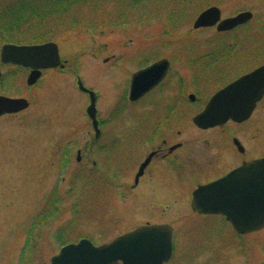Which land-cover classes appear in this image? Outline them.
Here are the masks:
<instances>
[{
  "label": "rangeland",
  "instance_id": "1",
  "mask_svg": "<svg viewBox=\"0 0 264 264\" xmlns=\"http://www.w3.org/2000/svg\"><path fill=\"white\" fill-rule=\"evenodd\" d=\"M179 3L113 0L97 8H75L72 15L77 19L119 22L124 16L125 24L97 25L94 31L85 29L87 24H79L62 30L51 42L58 45L61 63H67L66 67L46 71L43 76L42 70V79L30 87L27 71L3 68L0 95L24 98L29 107L17 115L0 118V264H50L51 258L69 244L90 238L98 243L111 241L146 222H169L183 228L178 230L179 250L170 264H262L264 232L248 237L250 248L242 254L239 245L227 244L229 235L222 229V220L193 216L191 193L199 183L213 177L209 148H197L202 147L209 132H200L192 116L208 99L204 95L212 90V75L220 76L223 71L230 74L245 67L240 64V52H261L263 61L258 64L264 63V0H192V4L184 2L187 5L182 7ZM211 7L221 10L222 20L246 11L254 18L225 34L216 28L194 29L198 17ZM259 37L263 46L257 42L255 49ZM145 52L159 56L181 53L185 83L200 90V100L187 104L183 122H154L146 130L134 123L138 133L181 131V136L174 137L184 143L180 152L185 157L197 155L198 159L195 166L187 165L180 173L163 171L162 177L159 172L162 181L178 179V188L156 187L146 197L142 196V186L131 188V169L121 177L129 185L97 188L94 181H84L85 177L96 181L95 175L86 172L98 160L94 153L83 156L81 165L86 171L77 163V147L72 151L69 169H64L67 161L63 159L70 131L75 133V140L85 138L87 143L92 138L86 114L90 101L78 91V76L87 88L101 95L96 105L99 111L106 117L114 114L115 119L126 123L128 119L123 116L147 109L142 103L134 108L122 98ZM107 58L110 60L106 63ZM196 73L207 76L193 82ZM161 112L163 105L158 101L150 113L138 114L153 120ZM109 121L111 124L115 120ZM260 136L264 140V123Z\"/></svg>",
  "mask_w": 264,
  "mask_h": 264
},
{
  "label": "flooded vegetation",
  "instance_id": "2",
  "mask_svg": "<svg viewBox=\"0 0 264 264\" xmlns=\"http://www.w3.org/2000/svg\"><path fill=\"white\" fill-rule=\"evenodd\" d=\"M242 26L236 27L234 30L241 28ZM212 28H218L216 25ZM232 30V31H234ZM228 31V32H232ZM228 32H221L220 34H225ZM257 42L263 46L262 37L257 38ZM258 48V45L255 49ZM1 49V47H0ZM261 49V48H260ZM248 52V53H245ZM179 52H172L170 55H153L152 53L145 52L143 55V59L138 60L139 69L135 71L131 79L129 81L128 90L125 91L122 98L126 104L132 105L134 108L139 107L142 103L147 106V109L143 111H136L134 114H128L126 117L128 121H121L122 119H115L116 116L114 114L108 115L102 111H99L97 108V122H98V130L96 131L93 125L92 120L89 118L86 110L87 117L89 122L92 125V132L89 134L92 136L91 140L85 143V138L80 140L72 139L74 132H69L67 135V167L69 169L71 166L72 160V151L77 147L76 155H77V163L79 165L83 164V156L86 154L96 155L98 160L92 162V166L89 170H85V166L82 168L87 173H92V175L96 176V181L93 178L88 179L84 178L85 182H95L97 188L106 186L110 188H119L125 187L128 183L126 180L122 179L123 175L132 170L134 173V181L131 186L132 189H137L138 187H143L141 190L142 196H148L153 189L157 187V189L165 186H170L171 188H178V179H168L169 181H162L161 176L163 177V173H180L182 170L187 167V165H194L197 159V155L192 154L191 156H184L182 152H180L184 143L181 141H177L174 137L181 136V131H176V133H168V132H146L138 133L137 127H135L134 123H137L140 127L145 130L150 127V123L162 124V122L167 125L168 123H181L185 118V108L187 104H195L200 98V90L196 89L195 85L188 86L185 83V77L183 70L180 69V61ZM241 57L240 64H245V67L241 66L238 72L225 74L226 71L220 76L212 75L210 81L212 85V90L209 94L204 95V97L208 98L202 109L199 110L195 115L202 112L207 103L211 100V98L220 90L237 81L238 79L249 75L256 69L264 66V63H260L263 61V55L261 52L245 50L244 52L239 53ZM252 57H248L251 56ZM136 59V57H134ZM212 58V54H211ZM110 59H105L104 62H108ZM167 60L168 62V70L164 76V78L157 84L152 90L144 94L141 98L132 101L130 99L131 93V84L134 75L144 69H148L152 67L154 64ZM67 63L65 64L66 67ZM12 67L13 70H21L27 71L28 76L31 74L32 70L30 68H23L21 66H17L14 64H4L0 62V70L1 75H3V68ZM64 67V68H65ZM253 67L252 69H250ZM64 68H58L63 70ZM68 69V68H67ZM250 69V70H249ZM55 70V69H45L42 71V76L46 71ZM239 74V75H236ZM12 75V74H11ZM236 75V76H235ZM38 80V82L42 79ZM201 76V78H200ZM199 76L198 73L192 76L193 82H201V80L205 79L207 74L203 73ZM204 77V78H203ZM2 79V76L1 78ZM80 77L78 76V82ZM1 81V80H0ZM37 82V83H38ZM36 83V84H37ZM29 86V85H28ZM30 87V86H29ZM87 88V87H86ZM89 89V88H88ZM91 91L92 89H89ZM78 91L88 97V100L91 102V95L89 91H82L78 86ZM97 102L101 99V95L96 93ZM191 96H194L195 99L192 100ZM158 101L162 102L163 112L160 113L158 117H155L153 120L151 117H144L138 113L147 112L152 109L153 106L158 105ZM97 105V104H96ZM188 107V106H187ZM26 108L25 110H27ZM137 109V108H136ZM22 110L18 113L5 114L0 118L5 116H13L19 113H22ZM194 115V116H195ZM192 116V120L194 118ZM111 118V119H110ZM123 118V119H124ZM109 120H115L111 124ZM122 122V126L120 125ZM264 123V96L256 102L251 112L247 113V116L241 121L228 120L224 125L216 126L207 130L199 129L196 125L195 127L199 129L202 133L209 132L207 139L197 148L205 149L209 148V165L211 166L210 172L213 177L210 180L204 181L203 183H199L196 188L191 193V209L194 217H211L218 218L223 221V228L218 226V229L222 228L227 235H229L227 244L239 245L241 248L242 254H247L249 250L248 237L264 232V227L259 230L241 233L238 232L231 220L226 215L223 214H201L195 210H193V195L194 192L201 186H205L211 183H214L227 175L232 174L239 168L243 167L245 164L253 161H257L264 158V140L260 136L261 133V124ZM158 126V125H156ZM176 135V136H175ZM80 138V137H79ZM206 151V150H205ZM165 168L166 170H161ZM164 171V172H163ZM161 173V176L158 177V174ZM128 175V174H127ZM155 175V179H152V176ZM84 177V176H83ZM122 177V178H121ZM125 178V177H124ZM171 178V176H170ZM168 184H165V183ZM129 185V184H128ZM141 187V188H142ZM237 192V191H236ZM140 193V195H141ZM237 194H239L237 192ZM231 209V207H230ZM231 215H235L238 217H243L241 213H236L231 211ZM147 223V222H146ZM145 225H166L171 228L172 232V243L173 250L171 254V258L164 262L163 264H170L174 261L175 256L179 250L178 247V230H183V228L176 227V225L171 224L169 222L162 223H150L148 222ZM143 225V226H145ZM141 226L134 228L131 231L136 230ZM128 231V232H131ZM124 232L118 236H121ZM115 237V238H116ZM114 238V239H115ZM91 240V238L89 239ZM94 240V239H92ZM91 240V241H92ZM95 241V240H94ZM112 241V240H111ZM111 241H104L101 243L96 242L98 245H102L105 243H109ZM233 241V242H232ZM177 244V245H176ZM264 264V261L262 262Z\"/></svg>",
  "mask_w": 264,
  "mask_h": 264
},
{
  "label": "water",
  "instance_id": "3",
  "mask_svg": "<svg viewBox=\"0 0 264 264\" xmlns=\"http://www.w3.org/2000/svg\"><path fill=\"white\" fill-rule=\"evenodd\" d=\"M221 10L211 7L196 20L194 29L209 28L218 24L219 32H226L244 25L253 19V13L246 11L221 21ZM0 62L31 68L28 85H34L44 69L63 67L56 43L18 46L7 44L0 52ZM167 60L160 61L148 69L136 73L132 79L130 99L135 101L152 90L164 78L168 70ZM152 74L150 77H148ZM1 77V70H0ZM82 90H86L80 82ZM264 96V66L256 69L217 92L204 110L193 118L200 129L224 125L228 120L241 121L251 112L256 102ZM92 102L88 114L98 130L96 96L91 92ZM194 100L195 97L191 96ZM224 102V106L217 105ZM29 107L26 99H12L0 96V117L18 113ZM216 108V109H215ZM215 109V110H214ZM214 110V111H213ZM212 184L223 193L221 202L215 206L201 203L200 193ZM239 194H237V192ZM242 209L238 217L231 215L230 207ZM193 210L201 214H223L233 223L238 232L246 233L264 227V158L249 162L222 179L199 187L193 195ZM153 233H163V252L158 243H151ZM173 250L171 228L166 225H145L115 238L100 246L83 239L76 244L63 247L51 258L50 264H163L171 258Z\"/></svg>",
  "mask_w": 264,
  "mask_h": 264
},
{
  "label": "trees",
  "instance_id": "4",
  "mask_svg": "<svg viewBox=\"0 0 264 264\" xmlns=\"http://www.w3.org/2000/svg\"><path fill=\"white\" fill-rule=\"evenodd\" d=\"M111 1L113 0H0V46L48 43L55 41V36L62 30H69L79 24H87L84 27L89 31H94L97 25L121 27L125 24L124 16L118 17L119 22L113 19L107 22L94 21L93 18L77 19L72 15L75 8H97L98 4ZM191 1L180 0L179 4L182 7ZM63 159L66 160L65 155Z\"/></svg>",
  "mask_w": 264,
  "mask_h": 264
},
{
  "label": "snow or ice",
  "instance_id": "5",
  "mask_svg": "<svg viewBox=\"0 0 264 264\" xmlns=\"http://www.w3.org/2000/svg\"><path fill=\"white\" fill-rule=\"evenodd\" d=\"M151 75L152 74H150L148 77H150ZM220 106H224L223 101L220 104H218L216 108ZM213 185L215 184H212L211 186L205 188L206 190L200 193L201 203L207 206H215L219 204L222 199V195H223L222 191L220 189L213 187ZM231 211L236 212V213H242V209L238 205H232ZM149 239L151 243H158L160 245L161 252H163V242H164L163 233H153L149 237Z\"/></svg>",
  "mask_w": 264,
  "mask_h": 264
}]
</instances>
